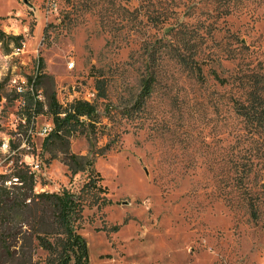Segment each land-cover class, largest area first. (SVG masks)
<instances>
[{"label":"rangeland","instance_id":"rangeland-1","mask_svg":"<svg viewBox=\"0 0 264 264\" xmlns=\"http://www.w3.org/2000/svg\"><path fill=\"white\" fill-rule=\"evenodd\" d=\"M0 17L3 32L24 38L19 51L0 42V187L21 186V165L36 194L78 191L86 179L42 150L46 109L20 128L16 81L44 104L55 93L64 107H97L98 145L110 150L95 169L111 205L84 210L88 264H264V130L234 110L248 81L236 79L264 77V0H0ZM184 52L234 85L199 82L179 64ZM71 151L88 155L86 138ZM35 254L43 264L47 254Z\"/></svg>","mask_w":264,"mask_h":264},{"label":"trees","instance_id":"trees-1","mask_svg":"<svg viewBox=\"0 0 264 264\" xmlns=\"http://www.w3.org/2000/svg\"><path fill=\"white\" fill-rule=\"evenodd\" d=\"M23 40L22 36H10L0 29V42L6 47L13 43L15 50L22 49ZM177 57L179 64L193 73L199 82L206 83L207 76H211L222 87L234 85L219 76L213 66L209 74H205L204 68L208 67L209 60L200 59L196 53H179ZM43 68V61H40L37 75L42 76ZM155 79L154 72L142 76L139 105L150 97ZM244 79L248 80L244 84L247 93L244 98L234 101V110L251 132L257 133L264 130V77L253 74L236 80L242 85ZM96 89L97 96L105 99L102 80H97ZM17 95L23 101L20 114L25 121L20 128L33 129L36 118L46 109V114L52 118L53 129L44 139L42 150L49 154L50 160L61 159L73 177L82 174L86 179L78 191L64 189L60 193L36 194L35 173L21 165L27 171L19 170L14 177L21 186L15 191L0 187V264H34L36 249L47 254L43 264H88V244L79 234L84 210L86 207L101 209L111 205L108 189L95 169V158L110 150V146L99 148L98 145L100 116L97 107L83 100H75L64 107L55 93L46 94L44 104L38 100L39 92L33 85ZM80 136L86 138L89 146L86 156L71 151L72 140ZM21 242L19 253L17 247Z\"/></svg>","mask_w":264,"mask_h":264},{"label":"built area","instance_id":"built-area-1","mask_svg":"<svg viewBox=\"0 0 264 264\" xmlns=\"http://www.w3.org/2000/svg\"><path fill=\"white\" fill-rule=\"evenodd\" d=\"M19 50H21V49H19ZM18 50V51H19ZM70 67H73V64L71 65L70 64ZM13 83L16 85L15 86V90L18 92V93H22V92H24L25 90H24V86H23V84H18L16 81H13ZM53 129V128H52ZM52 129L51 128H45L44 129V134L46 135V137L52 132Z\"/></svg>","mask_w":264,"mask_h":264},{"label":"water","instance_id":"water-1","mask_svg":"<svg viewBox=\"0 0 264 264\" xmlns=\"http://www.w3.org/2000/svg\"><path fill=\"white\" fill-rule=\"evenodd\" d=\"M26 4H28V0H23Z\"/></svg>","mask_w":264,"mask_h":264}]
</instances>
